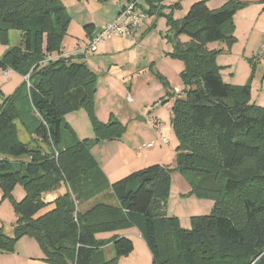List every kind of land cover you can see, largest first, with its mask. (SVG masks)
Wrapping results in <instances>:
<instances>
[{
  "label": "trees",
  "instance_id": "trees-1",
  "mask_svg": "<svg viewBox=\"0 0 264 264\" xmlns=\"http://www.w3.org/2000/svg\"><path fill=\"white\" fill-rule=\"evenodd\" d=\"M207 1L192 4L183 18L174 20L164 7L157 9L154 3L160 0H145L147 16L166 17L173 34L171 56L184 63L183 97L167 92L161 102L174 99L175 169L186 177L191 195L215 203L210 215L192 217L190 229L184 230L163 211L174 169L151 165L110 183L90 153V141L77 139L65 122L66 115L86 109L94 145L124 132L121 124H102L93 115L95 73L83 62L53 58L61 53L70 23L63 4L0 0V44H9L11 31L21 37L0 58V71L23 78L10 96L0 94V194L11 199L17 184L25 190L21 201L11 199L17 219L11 237L0 230L1 253L14 252L17 241L28 237L50 264H118L132 252V241L96 235L136 228L152 264H264V107L250 101L249 83L223 82L218 51L207 48L223 42L229 49L235 43L233 17L244 3L225 0L210 10ZM182 35L188 41L181 42ZM19 127L53 152L21 141ZM61 185L68 191L47 199ZM101 194V202L79 212V205ZM236 198L239 219L233 214ZM107 245L111 258L105 255Z\"/></svg>",
  "mask_w": 264,
  "mask_h": 264
},
{
  "label": "rangeland",
  "instance_id": "rangeland-1",
  "mask_svg": "<svg viewBox=\"0 0 264 264\" xmlns=\"http://www.w3.org/2000/svg\"><path fill=\"white\" fill-rule=\"evenodd\" d=\"M160 1L161 4L154 3L157 9L162 11L164 7V14H170L174 20L183 18L193 2V0ZM64 2L70 23L61 43V51H70L77 45L82 48L89 45L90 39H88L83 28L85 22H94L93 24L98 29L106 22L112 23L116 16L117 6L114 4V0H64ZM139 5L143 11L148 9L145 0H139ZM172 36L165 16H146L136 32L131 35L114 36L100 41L97 44V51L93 53L89 50L85 51L84 57L78 62L85 63L97 78L93 100V115L97 121L102 124H108L110 121L121 124L124 127V132L118 139H126L132 148L140 147L136 151L133 149L134 153L140 157L137 159L146 158L148 160L149 158L152 160L147 166L168 165L174 169L171 173L170 194L164 203L163 211L166 217L177 218L181 229L188 230L191 227V218L210 215L214 210L215 203L209 198L198 199L191 195V187L186 177L175 169V154L178 143L167 109L161 104L163 98L167 96V92L183 97L185 88L181 77L184 63L171 56L173 47L169 38ZM179 38L181 42L188 41L186 36L182 35ZM19 44L20 33L13 31L10 35L9 44L7 46L0 44V58L11 47ZM208 49L210 50L211 46ZM263 78L264 63L260 80ZM22 83L23 78L20 75L14 72L4 73L0 71V94L4 97L10 96ZM140 118L144 120L141 121ZM156 120H159L164 126V137L169 141L167 145L160 146L158 144V131L151 124ZM65 122L77 139L90 141V153L92 156L94 154L96 156V150H93L96 145L92 144L95 134L92 120L86 109L82 108L66 115ZM19 129L21 141L30 144L43 153L53 152L50 145L44 144L34 136L27 135L22 128L19 127ZM103 143H105L104 148L103 146L98 147V149L103 150L101 154L109 160L116 158L118 149L113 145L114 142ZM148 143H154V148L145 150ZM147 151L152 154L148 156L145 154ZM25 160L24 158L23 161ZM115 180L118 179L110 177L111 182ZM65 191H68L67 186L61 185L57 190L52 191V196L47 199L53 200ZM24 196L23 186L17 184L11 192V199L19 202ZM11 199L2 198L0 195V230L9 237L12 236V225L17 219ZM238 199H234L235 208L233 211L237 219L242 215ZM92 206V202H87L79 205L78 210L84 212ZM128 236L132 242H137L138 230L136 228L131 229ZM21 239L17 243L26 241L36 245V249L40 253L42 252L34 239L28 237L24 240ZM24 249L27 247L24 246ZM42 261L50 264L43 259ZM40 263L39 260L31 259L24 264ZM0 264L3 262L0 261Z\"/></svg>",
  "mask_w": 264,
  "mask_h": 264
},
{
  "label": "crops",
  "instance_id": "crops-1",
  "mask_svg": "<svg viewBox=\"0 0 264 264\" xmlns=\"http://www.w3.org/2000/svg\"><path fill=\"white\" fill-rule=\"evenodd\" d=\"M59 1L66 8L64 0ZM127 1L128 0H114V4H116L117 6L116 16L119 10L125 5ZM199 1L200 0H193L192 4ZM241 2L244 3V6L239 9L233 17L234 36L236 39L235 43L229 49L223 42L210 43L207 45V48L211 46L210 50L218 51V54L216 56V63L217 66L220 67V76L223 82L233 86H242L249 83L251 88L250 101L255 105L264 107V78L263 80H260L261 70L264 63V0H241ZM224 4L225 0L207 1V7L210 10H217ZM93 23L94 22H85V24H83L85 26H92V28L87 29V31L84 30L87 34L88 39L97 36L102 31L101 29L109 24V22H106L103 26L97 29V27ZM85 26H83V28ZM12 32L13 31L9 33V39ZM87 47L88 45L84 46L83 48L77 45L70 51L65 52L64 50H62L60 55H54L53 58L62 57L68 58L72 61H79L84 57L83 53H86L85 51H88ZM5 72L8 73L12 71L7 70ZM173 102L174 99L170 100L167 104L164 105V108L167 109V112L169 114V119L171 118L170 111ZM163 127L164 126L162 124L161 132L158 131V144L160 146H164L169 143L168 139L166 144H162L160 142V137L164 136ZM103 142H114L113 145L118 149V156L116 158L109 160L103 154H101L103 150L98 149V147L103 146L104 148L105 143ZM130 145L131 144H129L126 139L122 138L105 140L101 143L96 144V146L94 147L93 150H96V156L94 154L93 157L96 160L98 167L105 174L110 183H112L110 181V177H114L115 179L119 180L133 171L145 168L147 165H149V163H151L152 160H150L149 158L148 160L146 158H143L141 160L137 159L140 157L136 156L137 154L134 153V150H139L140 147L137 146L132 148ZM152 148H145V150H150ZM145 154H148V156H150L152 153L150 151H147V153ZM142 156L144 157V155ZM103 198V194L98 195L94 199L89 201V203L92 202L93 205H95L101 202ZM131 229L133 230V228H130L127 230L118 231L116 233L98 234L96 235V238L109 239L114 234L128 238V233ZM24 238L27 237H23L21 240H24ZM132 243V252L127 256L121 257L118 261V264H152V256L145 242L141 238L140 233L139 237H137V242L133 241ZM24 246L27 247V249H24ZM35 246L31 243H27L26 241H23V243H17L14 252H0V261H2L3 264H24L27 260L36 259L41 262L40 264H46L42 261V259H44L43 253H40V251L36 249L37 247ZM104 251H106L105 255L107 258H111L113 256V251L110 245L105 246Z\"/></svg>",
  "mask_w": 264,
  "mask_h": 264
},
{
  "label": "built area",
  "instance_id": "built-area-1",
  "mask_svg": "<svg viewBox=\"0 0 264 264\" xmlns=\"http://www.w3.org/2000/svg\"><path fill=\"white\" fill-rule=\"evenodd\" d=\"M146 13L140 8L139 0H128L125 5L119 10L117 16L112 23L107 24L102 31L95 37L90 39L87 50L95 52L97 44L104 40L110 39L114 36L131 35L138 29L141 22L146 18ZM46 60H52V57H47ZM157 131L161 132L162 124L160 121H153L151 123ZM162 144L167 143L164 136L160 137ZM154 147L153 143H148L146 148Z\"/></svg>",
  "mask_w": 264,
  "mask_h": 264
},
{
  "label": "water",
  "instance_id": "water-1",
  "mask_svg": "<svg viewBox=\"0 0 264 264\" xmlns=\"http://www.w3.org/2000/svg\"><path fill=\"white\" fill-rule=\"evenodd\" d=\"M139 120L143 121L144 119L140 118Z\"/></svg>",
  "mask_w": 264,
  "mask_h": 264
}]
</instances>
